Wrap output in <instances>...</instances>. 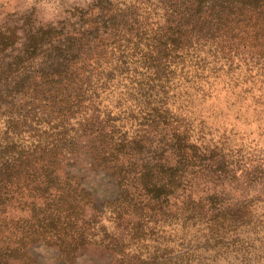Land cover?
Segmentation results:
<instances>
[{"label": "trees", "instance_id": "16d2710c", "mask_svg": "<svg viewBox=\"0 0 264 264\" xmlns=\"http://www.w3.org/2000/svg\"><path fill=\"white\" fill-rule=\"evenodd\" d=\"M73 17L0 58V264H40V244L63 264H190L191 239L152 244L252 216L218 190L249 162L208 142L197 101L244 68L264 83V0H95ZM105 172L99 197L87 179Z\"/></svg>", "mask_w": 264, "mask_h": 264}, {"label": "rangeland", "instance_id": "374dc122", "mask_svg": "<svg viewBox=\"0 0 264 264\" xmlns=\"http://www.w3.org/2000/svg\"><path fill=\"white\" fill-rule=\"evenodd\" d=\"M94 2L0 0V50L6 47L0 52V58L4 54L15 55L17 50L25 46L30 31L51 24L55 27L69 24L75 20L73 12L76 9H87ZM42 3L51 5V9L39 7ZM49 15L51 18H47ZM244 69L231 75L211 78L206 87L210 94L197 102L204 124L210 131L208 142L223 136L232 145L231 153L249 162L243 171H237L238 175L249 172L248 176L235 179L231 186L225 181L218 190L228 192L230 189L233 194L234 197L226 202V207L230 205L228 209L235 210L248 203L247 213L251 210L252 216L234 230L223 232L218 239L199 225L190 223L188 228L181 223L175 224L159 241L152 244L171 248L177 245L180 238L191 239L196 245L190 252V264H264V180L258 181L262 173L264 177V83L245 76ZM83 157L78 164L81 170H87V156ZM87 182L99 197L116 190L106 172L88 176ZM220 197L223 199L221 192ZM31 251L40 264H63L61 255L50 251L43 244L31 248ZM77 264L108 263L96 254H88L80 258Z\"/></svg>", "mask_w": 264, "mask_h": 264}, {"label": "clouds", "instance_id": "9594fccd", "mask_svg": "<svg viewBox=\"0 0 264 264\" xmlns=\"http://www.w3.org/2000/svg\"><path fill=\"white\" fill-rule=\"evenodd\" d=\"M39 7L44 8V9H51V5L48 4H40ZM47 18H51V16L49 15Z\"/></svg>", "mask_w": 264, "mask_h": 264}]
</instances>
